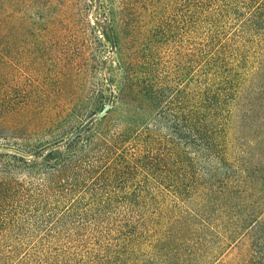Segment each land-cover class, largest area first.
Returning a JSON list of instances; mask_svg holds the SVG:
<instances>
[{
	"label": "trees",
	"instance_id": "1",
	"mask_svg": "<svg viewBox=\"0 0 264 264\" xmlns=\"http://www.w3.org/2000/svg\"><path fill=\"white\" fill-rule=\"evenodd\" d=\"M20 1L0 0V28H13ZM107 1L106 28L89 40L115 50L102 83L31 91L0 110V264H213L247 231L264 244L263 219L206 215L264 177V165L227 163L233 114L260 106L264 118V57H240L234 72L232 48L215 46L264 42V0ZM156 42H193L184 74L179 63L170 78ZM203 160L229 166L220 189ZM253 252L246 264H264L263 246Z\"/></svg>",
	"mask_w": 264,
	"mask_h": 264
},
{
	"label": "rangeland",
	"instance_id": "2",
	"mask_svg": "<svg viewBox=\"0 0 264 264\" xmlns=\"http://www.w3.org/2000/svg\"><path fill=\"white\" fill-rule=\"evenodd\" d=\"M107 4V0H21L15 6L16 22L13 28H0V110L10 105H22L31 91H88L99 79L107 77L108 67L116 59L112 42H89L90 39L94 40L95 33L101 34L106 28ZM80 37L87 42H77ZM192 43L156 42L155 54L164 70L172 73L171 79L176 76L174 74L179 63L182 74L186 72L187 54ZM218 44L232 48L230 63L224 68L234 72L240 57L250 61L264 57V42H216L215 46ZM94 59L101 61L95 73L90 64ZM224 68H220V71ZM61 78H66V81L61 82ZM258 80L259 77L251 81L257 85ZM237 114H233L228 125L227 163L235 165L237 160L240 163L242 160L245 163L250 161L249 170L254 172L264 165V158L255 152L258 146L256 136L262 126L264 128L263 109L260 106L251 108L244 117ZM241 149L254 151L253 156L242 153ZM200 167L206 172L203 180L209 186L220 189L229 166L203 160ZM255 179L244 184L245 188L241 186L244 190H238V195L230 198L224 194L220 198L222 203L211 202L209 213L206 212L208 218L259 217L264 220V177ZM225 202L228 204L225 205ZM230 204L231 209L227 208ZM254 236L257 237L254 231L245 232L231 246L219 251L213 258V264H246L254 255L253 250L260 245L264 248L262 241L257 242Z\"/></svg>",
	"mask_w": 264,
	"mask_h": 264
}]
</instances>
